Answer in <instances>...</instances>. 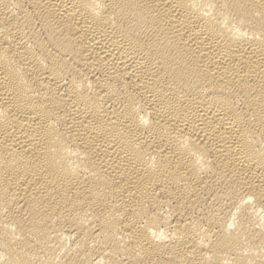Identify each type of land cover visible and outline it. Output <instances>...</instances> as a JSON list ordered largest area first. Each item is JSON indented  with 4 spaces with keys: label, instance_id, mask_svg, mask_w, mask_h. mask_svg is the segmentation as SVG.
<instances>
[{
    "label": "bare ground",
    "instance_id": "6f19581e",
    "mask_svg": "<svg viewBox=\"0 0 264 264\" xmlns=\"http://www.w3.org/2000/svg\"><path fill=\"white\" fill-rule=\"evenodd\" d=\"M0 264H264V0H0Z\"/></svg>",
    "mask_w": 264,
    "mask_h": 264
}]
</instances>
